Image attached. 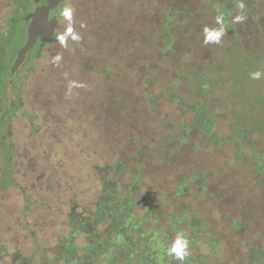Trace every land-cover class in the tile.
<instances>
[{
    "label": "rangeland",
    "instance_id": "obj_1",
    "mask_svg": "<svg viewBox=\"0 0 264 264\" xmlns=\"http://www.w3.org/2000/svg\"><path fill=\"white\" fill-rule=\"evenodd\" d=\"M13 1L0 0L1 31ZM47 1L33 0V15L41 20L47 10L44 18L58 25L49 41L37 38L15 73L20 110L7 106L10 92L3 98L16 185L0 191V264H63L64 243L83 259L85 237L71 213L85 216L82 228L92 222L111 169L124 174L121 198L140 200L133 218L151 212L138 233L159 228L171 241V224L200 216L198 235L178 225L196 260L188 264H256L264 250V78L250 73L264 72V59L254 65L250 57L264 58V0H244L246 21L207 46L202 27L214 24L218 8L235 14L236 0ZM65 3L75 8L82 37L68 48L56 41ZM28 20L21 18L0 55L3 78L37 27ZM57 53L63 59L53 65ZM168 93L180 101L169 102ZM191 103L207 105L211 121L192 123ZM116 242L99 238L104 249L93 250L110 260L98 264H119ZM66 263L79 264L73 255Z\"/></svg>",
    "mask_w": 264,
    "mask_h": 264
},
{
    "label": "trees",
    "instance_id": "obj_2",
    "mask_svg": "<svg viewBox=\"0 0 264 264\" xmlns=\"http://www.w3.org/2000/svg\"><path fill=\"white\" fill-rule=\"evenodd\" d=\"M33 7H34L33 0H14L12 3L9 4L8 9L6 10V13H5L4 29L2 31L0 30V55L7 51V47H8L9 42L12 40V37L14 36L16 31L18 30L19 24L21 22V18H23L24 16H26V17L28 16V19H29L28 23H31L33 21V19H34ZM169 18H171V17H169ZM28 23H26V24L28 25ZM236 39H237L236 44H239L240 38H239L237 32H236ZM41 43H44V42L41 41ZM34 45H37V44H33L32 46H34ZM235 48L237 50L238 47L236 46ZM250 59H251L252 64L255 65L258 61H261L264 58L252 56V57H250ZM0 66H1V63H0ZM0 74H1V71H0ZM184 79H186L185 76H184ZM21 90H22V83L16 81L15 77L12 81H10L7 74H6V78H3V76L0 75V191L5 190L9 186L11 187V186L16 185V180L14 178V168L12 166L14 149L12 147L11 142L9 141V136L7 133V129H8L7 125H8L9 118L7 119V117H6V110H5L6 107L4 106L3 98L6 96L7 91L10 92L9 94H12L13 97L11 99H9L8 101L6 100L8 102L7 106L16 105V106H18V108L20 110V105H21L20 104V95H21L20 92H21ZM165 93H167V90L161 91L159 93V95L163 96ZM167 95L169 96V99H168L169 102H175V101L179 102L180 101V97L177 94L168 93ZM150 101H151V99H150ZM188 108L194 114V118H193L192 123L194 121H196L198 124H204V120L205 121L206 120L211 121V118H210L211 114L206 113L207 105H205V104L203 105L201 103H199V104L191 103V105H189ZM32 120L33 119L31 118L30 119V122H31L30 125H33ZM208 130H209L208 127L205 128L206 132H208ZM180 131H182V134H183V130L181 129ZM238 134H240V133H238ZM240 136H242V135H240ZM205 139H207V138H205ZM216 139H218V138L216 137ZM221 139H222L223 143L227 141L225 139V137H222ZM213 141H214V139H213ZM228 142H231V140ZM234 143H237V141H235ZM109 171H111V173L109 172L111 177H114V179H115V183H114L115 186L114 187L117 188L119 191H123L122 186H124V184L122 183V181H123L124 174H120V173L115 174L113 169H111ZM134 179H135V177H134ZM194 179H197V175L196 176L194 175L193 178H191V180H194ZM114 187L112 189H114ZM122 202H124L126 206L132 204L133 207L135 205L140 204V200H137V202L134 203L133 201L125 200L124 198H122ZM118 207H119V209L113 214L114 219L113 220L109 219L107 223L112 224L113 223L112 221H115V223L121 221V222H123L122 226H126L127 223L125 224V222L126 221L130 222L133 218V215L130 214L128 212L129 209H127L125 216H121V214L125 212L123 210V208L125 206H123L121 204ZM94 211H96V210H94ZM112 211H114V209H112ZM96 213H97V211H96ZM146 214H149L151 216V212L148 213L146 211V212H144V215L137 217L136 219H134L132 221V223H134L136 226V233L137 234H138V231L140 229L142 230L143 226L146 224V222L149 218V217H146ZM71 217L74 219V222L75 221H81L82 222V223L81 222L78 223L79 227H81L82 224H84L85 216H81V214H76L73 211L71 213ZM97 217H98V213L94 215V219H96ZM180 220L181 221H180V223H178V225L182 226L181 223L184 220V217L181 218ZM156 222L158 223V220ZM178 225L177 224L176 225L171 224V227L174 231H182V228L180 230L178 228ZM189 228H192V229L197 228V230H194L192 232L193 236H195L196 234L198 235V233H200L199 232L200 230H198L199 229L198 226H196L194 224L193 218L190 219ZM72 233H73V231H72ZM193 233H195V234H193ZM146 234H147V237L149 236L148 241H149V244H151L155 240V236L160 235L161 233H160L159 228L153 229L152 227H149L148 232L144 233V235L146 236ZM66 237L67 236L63 237V239L65 240ZM138 238H140V237L137 236V239ZM141 241H143V240H141ZM61 245H62V243H61ZM62 246H63L62 249H64L69 254V255L67 254L66 256H63V262H64L63 264H68V263H66V260L72 255L76 256L79 264L88 263L90 258H91L90 253H92L90 251L91 247H92V250L96 248V245L95 246H89V244L86 243L85 250H84V258L82 259V258H80L81 255H76L74 247L70 246V244L64 243V245H62ZM152 246H150L151 247L150 250H148L144 247H141L140 248V254L138 255L139 259L137 261H134V260L130 261V259L128 260L127 256L125 257V259H126L125 262L121 261V258L119 260L118 256H116L115 258H117L119 260L118 263H120V264H136V263L137 264H143L144 261L141 260V257H145L148 255L150 258H153ZM259 251H262V253H258V254L256 253L255 262H256V264L258 262L259 263L263 262V264H264V250L261 249ZM4 252H5L4 248H0V257L2 255H4ZM95 252L99 253V251L97 252V251L93 250V253H95ZM96 257L97 256L95 255L94 258H96ZM101 257L104 259V261L106 263L110 260V257L107 256L106 254H103V256H101ZM14 260H18V257L15 256ZM12 264H17V263L13 262ZM18 264H24V263L20 262Z\"/></svg>",
    "mask_w": 264,
    "mask_h": 264
},
{
    "label": "flooded vegetation",
    "instance_id": "obj_3",
    "mask_svg": "<svg viewBox=\"0 0 264 264\" xmlns=\"http://www.w3.org/2000/svg\"><path fill=\"white\" fill-rule=\"evenodd\" d=\"M109 172L111 173V171H109ZM110 173H107V174H105V176H103L102 183L100 185L102 191H101V194L97 196V203L94 204L96 207L95 210L98 213V217L96 219H93L92 222L86 221L84 228H82V226L80 227V230L83 232V235L85 237V243L89 244V246H95L96 245V248L98 245L99 246L98 248L104 249L103 244L102 243L99 244V238L104 234L106 236L111 235L113 237V240L117 241L115 248L119 249V251L122 249V252H123L122 254L117 255L119 260H120V258L127 256L128 260L130 259V261H133L134 257H136V260H134V261H137L139 259L138 255L140 254V248L144 247V248L150 250L151 249L150 246L153 245L152 246L153 258L149 257L150 258V259H148L149 262H151L152 264H174V262L171 260V258L164 254V252L160 246L161 242H164L165 244L170 242L169 234L162 233L160 235H156L155 240L151 244H149V243L145 244L141 241L144 239V237H143L144 232L142 234H140V232H141L140 231L137 234L136 230L134 229V227L136 228L135 224L132 223L134 218H132V220L130 222L126 221L125 222V224L127 223L126 226H122L123 222H121V221L116 222V223H115V221H112L113 222L112 224L107 223L109 219H112V220L114 219L113 214L119 209L118 206H120L121 204L123 206H125L123 208V210L125 212L122 213L121 216H125L127 209H129L128 212L130 214H132L131 210L133 209L132 204L126 206L125 203L122 202V198L119 195L120 191L114 187L115 186L114 185L115 179H114V177H111ZM200 175L202 176V174H199V177H200ZM113 187H114V189H112ZM122 188L124 190V186H122ZM127 199L125 198V200H127ZM129 199H130V197H129ZM112 209H114V211H112ZM96 211L93 212V216L95 214H97ZM192 218L194 219V224H197V222L201 221V219H202L200 216L199 217L191 216L188 219L186 218L182 221V223H181L182 226H185V225L189 226L190 219H192ZM77 222H81V221H77ZM98 227H106V228L104 230H101L100 233L98 234V232H97V229H99ZM190 229H192V228H190ZM131 230L132 231L135 230L134 233H132ZM196 230H197V228H196ZM193 234H195V233H193ZM137 236L140 238L137 239ZM146 239L148 240V237H146ZM90 251L92 252V253H90V255H91V258L89 260L90 263L88 262L87 264H98L99 258L101 256H103V254H106V252H104L103 250L99 251V253H96V252L93 253L92 247H91ZM114 253H116V252H114ZM258 253H262V251L258 250ZM95 255L97 256L96 258H94ZM143 259H144V257H141V260H143ZM189 261L193 262V263L196 262V260H193L190 257L187 260V264ZM143 264H145V262ZM257 264H263V262H261V263L258 262Z\"/></svg>",
    "mask_w": 264,
    "mask_h": 264
},
{
    "label": "clouds",
    "instance_id": "obj_4",
    "mask_svg": "<svg viewBox=\"0 0 264 264\" xmlns=\"http://www.w3.org/2000/svg\"><path fill=\"white\" fill-rule=\"evenodd\" d=\"M235 14L225 12L224 9L218 8L217 14L214 17L212 26L204 25L202 27V43L203 45H220L227 35V28L230 25L243 24L247 19L246 7L244 0H236ZM75 8L71 3H65L59 9V16L65 22L64 30L56 34V41L62 48L69 47V41L79 42L82 37L76 29ZM230 17V20L228 19ZM63 57L57 53L51 56V63L59 65ZM250 78L253 80H261L264 78V72L257 70L250 73ZM80 86L73 82L70 87ZM161 248L165 255L171 258L174 264H187V260L191 255L190 240L188 234L182 231H177L174 238L168 242H161Z\"/></svg>",
    "mask_w": 264,
    "mask_h": 264
},
{
    "label": "water",
    "instance_id": "obj_5",
    "mask_svg": "<svg viewBox=\"0 0 264 264\" xmlns=\"http://www.w3.org/2000/svg\"><path fill=\"white\" fill-rule=\"evenodd\" d=\"M62 1L63 0H48L46 7L50 6L52 3L62 2ZM44 12L45 13L42 14L41 20L36 19L37 13H35L32 23L36 24L37 27L35 28L33 27L30 29L28 43L20 47L19 50L17 51L13 63L7 73L10 81L14 79L15 73L25 62L30 46L36 43L37 38L42 42H46L49 41L55 33V30L58 25L56 17H52L49 20H46V18L44 17H46L47 15V10Z\"/></svg>",
    "mask_w": 264,
    "mask_h": 264
}]
</instances>
